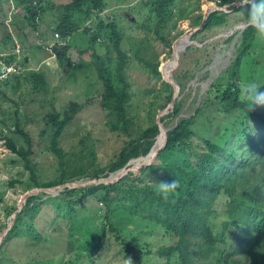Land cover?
I'll use <instances>...</instances> for the list:
<instances>
[{"label": "rangeland", "instance_id": "rangeland-1", "mask_svg": "<svg viewBox=\"0 0 264 264\" xmlns=\"http://www.w3.org/2000/svg\"><path fill=\"white\" fill-rule=\"evenodd\" d=\"M52 1L61 4L69 0ZM105 1L108 7L100 14V18L104 23L114 21L123 31L119 46L126 56L130 57L127 76L128 82L133 86L132 92L130 91L132 111L129 113L131 120L129 131L135 135L148 127L153 121L152 117H157L162 111L158 105L162 103L164 97V95L154 97L144 94V90L148 87L155 85L158 89L162 76L161 74L160 77L154 76L135 58V55L138 54L140 58L161 66L173 58L172 45L178 40L177 44L175 43V52L182 51L179 55L178 68L184 74L190 71L189 76L193 75V77L191 79L189 77L183 83L182 93L180 89L176 95L173 92L174 99H171V104L166 106L167 113L164 115L172 113L174 105H178L180 100H182V109L179 115L166 120L168 125L166 129L174 128L182 119L193 117L190 124L194 134L191 135V151L201 152L203 148L206 151L204 141H210L219 148V152L238 158L243 150L242 145L249 143L245 135L254 134L250 129L252 123L239 111L225 114L216 93L210 94L209 97L207 93L210 85L216 80H221L224 85L225 76L236 58L241 34L245 30L240 27L246 25V21L242 20L237 24L231 22L217 29L209 38L201 39L205 36L202 35L192 40L195 33L189 40L179 38L185 31L193 28L191 22L195 17L203 16L204 10L208 7L210 9L214 6L224 7L227 4L240 3V0H230V3L224 5H219L221 0H174L175 9L171 23L175 25V29L168 36L170 45L168 47L161 42L144 40L137 26L131 25L134 21L141 22L143 13L140 14L139 10H143L142 0ZM3 6L1 4V7ZM6 7L8 9L6 16H3L4 13L0 9V50H4L3 40L8 34L12 35L15 44L18 41L16 34L19 33L24 45L19 44L23 46L21 47L29 57L28 63L24 64L25 71L29 68L37 69L44 64L48 87L45 91L34 92L31 89L32 81H26L22 82L16 91L9 89L0 98V226H7L12 216V213L9 216L8 212L17 208L24 194L36 189L33 187L30 171L25 167L24 161L21 157L12 154L5 144V139H10L16 146L25 149L24 137L14 133L16 124L32 140V154L28 155L27 159L33 166L36 182L49 183L56 180L61 174V167L66 173L64 183L66 186L57 191L31 195L37 199L27 208L29 222L27 217H23L22 225L21 222L19 224L23 226L28 222L26 229H23L20 237L12 238L2 244L4 237L0 243V247L2 244L5 250L2 253L1 264H125L126 259L120 256V246L108 232L109 226H112L118 232L120 239L125 240L128 245L151 242L150 239L154 238V234L147 221L140 218L129 220L120 206L108 210L105 203L99 200L103 191L98 193V198L87 195L86 189L100 183H91L93 179L83 176L102 169L114 161L125 144L133 138L132 135L130 137L128 133L119 130L114 107L102 106L98 98L102 92V85L95 67L90 63L92 49L80 54V51L89 47V38L83 33V29L91 24V21H83L80 17L79 30L66 41L70 45L66 53L76 61V67L73 66V71L68 76L69 73L66 74L59 68L51 48L58 43V38L52 31L57 24L52 14L43 18L38 31H32L28 23L23 20L25 9L20 2L8 0ZM133 7L136 11L131 12L129 9ZM228 9L225 13L232 12ZM94 26L92 24V27ZM168 26L164 29L168 30ZM177 32H182V35L176 38ZM103 42V39L99 40L100 44ZM5 43L8 45L10 42ZM187 43L190 45L186 46ZM100 44L95 46V51L104 56V46ZM192 46H197L202 51L200 53L187 51ZM196 57L200 62H194ZM17 58L22 64L23 52ZM170 76L172 78L171 70ZM238 81L241 89L244 84L255 82L262 87L261 91H264V41L257 37L254 38L250 51L241 57ZM88 100H91V103H88ZM71 102L84 104L85 107L75 115L73 122L58 140V147L63 156V165H61L57 157L48 151L49 137L43 118L52 111L62 113ZM204 103H207V106L200 113L195 114ZM255 109L264 111V107ZM43 131L46 133L42 134ZM185 157L187 161L189 154L185 155L178 149L166 154L165 160L182 163ZM159 164L160 159L157 155L150 166ZM132 167L129 165V168ZM113 175L115 177L116 172ZM161 180L170 181L166 172L152 176L147 183L156 184L155 182ZM72 183L87 185L75 187ZM83 196L84 198L81 199ZM29 197L26 198L21 210L26 206ZM70 202L75 204L71 205ZM223 205V201H217L218 208ZM221 220H224V217L220 212L214 220L216 229ZM37 234L40 235L39 240ZM98 241L102 243L103 248L93 257L87 247L92 249ZM1 252L0 250V256Z\"/></svg>", "mask_w": 264, "mask_h": 264}, {"label": "trees", "instance_id": "trees-1", "mask_svg": "<svg viewBox=\"0 0 264 264\" xmlns=\"http://www.w3.org/2000/svg\"><path fill=\"white\" fill-rule=\"evenodd\" d=\"M16 1L20 2L25 9L23 20L28 23L32 31H38L43 18L52 14L53 19L57 22L52 31L58 38V43L51 48L59 68L66 74L69 73L68 76L71 75L76 61L66 53L70 46L66 41L79 30L80 17L83 21H91V24L86 25L83 29V33L89 38V47L80 51V54L92 49L90 63L95 67L97 77L102 85V92L98 98L102 106L112 105L114 107L119 130L128 133L130 137L132 135L133 138H130L125 144L114 161L83 177L106 178L109 174L123 168L130 159L145 156L159 137L156 139L159 133L156 117H152L153 121L149 123L148 127L137 134L133 135L129 131L131 124L129 113L132 111L130 91L132 92L133 86L128 82L127 76L130 57L126 56L119 46L123 31L114 21L104 23L100 18V14L108 7L106 1L69 0L61 4L52 0ZM230 2V0H221L219 5ZM1 4L4 6L1 7ZM142 4L143 10H139L140 14L143 13L141 22L134 21L131 25L137 26V29L142 32L144 40L161 42L168 47V36L175 29V25L171 23L175 1L142 0ZM6 6H8V0H0L3 16L8 13ZM129 10L133 12L136 11V8L133 7ZM228 10L232 12L214 11L210 13L202 30L197 31L191 39L196 40L202 35L205 36L201 39L209 38L217 29L225 27L231 22L237 24L242 20L246 21L245 9L231 7ZM144 15L146 16L144 17ZM202 17L201 15L195 17L191 26L200 25ZM92 24L95 26L92 27ZM165 26H168V30L164 29ZM31 34L32 32H30ZM181 35L182 32H177L176 38ZM241 37L236 58L225 76L226 80L223 78L224 85L221 80H216L210 85L207 93L208 97L210 94L216 93L225 114L239 111L244 118L252 123L250 129L254 134L245 135V138L249 139V143L242 145L243 150L238 158L219 152V148L210 141H204L206 151L204 148L201 152L191 151V135L194 134L190 129L193 117H190L182 119L174 128L167 131L165 146L158 153L159 165L141 168L139 174L130 171L114 184H99L86 189L87 195L97 198L99 197L98 193L103 191L99 200L105 203L108 210L120 206L123 214L129 220L140 218L151 226L154 234V238L150 239L151 242L135 243L134 245H128L125 240L120 239L118 232L109 226L108 232L121 248L120 256L124 259H131L132 264H264V111H258L255 108L250 111L242 97L238 81L241 57L253 46V40L256 37L255 30L246 27ZM16 38L18 41L16 40L15 44L11 34H8L7 38L3 40L4 50H0V52L9 54L7 62L16 60L15 46L19 43L24 45L19 33L16 34ZM100 39L104 41L102 44L99 43ZM7 41L10 42L8 45L5 43ZM61 41L64 43H60ZM21 44L19 45L23 52V63H20L17 73L0 79V98L9 89L16 91L22 82L26 81H32L31 89L34 92L45 91L48 87V79L43 69L46 68L44 64L37 69L29 68L25 71L24 64L28 63L29 57ZM99 44L104 46V56L95 51V46ZM187 51L200 53L202 49L192 46ZM135 58L154 76L160 77L158 63H150L140 58L138 54L135 55ZM194 62L198 63L200 59L196 57ZM179 63L180 58L171 71L172 78L182 93L183 83L189 77L191 79L193 75L189 76L190 71L186 74L181 73L178 68ZM159 84L158 89L155 85L146 88L144 94L154 97L164 95L162 103L158 105V108L163 110L170 103L174 89L164 81H160ZM214 90L216 91L213 92ZM87 102L91 103V100ZM174 106L172 113L160 118V122L165 128L168 127L167 119L179 115L182 109V100ZM206 106L207 103H204L201 108L196 110L195 114L200 113ZM84 107V104L71 102L62 113L52 111L45 114L43 118L44 127L49 137L48 151L57 157L61 165H63V156L58 147V140L73 122L75 115L81 112ZM15 126L14 133L24 137L25 149L16 146L10 139H5V144L12 154L21 157L24 161L25 167L30 171L33 187L52 188L64 184L66 173L61 167V174L56 180L49 183L36 182L33 166L27 159L28 155L32 154V140L18 124ZM46 131H43L42 134H45ZM162 141L163 137L154 152L161 146ZM178 149L185 155L189 154L187 161L186 157L182 163L165 160L166 154H171ZM151 154L147 158L131 161L130 165L149 161ZM165 172L168 179H177L180 182V188L172 193L167 201L156 194L157 184L147 183V180H151L152 176H159ZM12 185L13 183H11ZM36 199L35 196L27 199L26 206L16 215L2 244L7 240L21 236L20 233L26 229L25 226L29 222L27 208ZM218 200L224 202L223 207L218 208ZM70 204L75 203L70 202ZM15 210L16 208L11 209L8 215L10 216ZM220 212L223 214L224 220L219 222L218 229H216L214 220ZM23 217H27L28 222L21 226ZM20 222L21 227L19 226ZM5 228L6 225L0 226V231ZM39 238L40 235L37 234V239L39 240ZM100 241L94 244L92 249L87 247L93 257L103 248ZM153 241L154 243H152ZM2 244L0 264L3 262L2 253L5 252Z\"/></svg>", "mask_w": 264, "mask_h": 264}, {"label": "water", "instance_id": "water-1", "mask_svg": "<svg viewBox=\"0 0 264 264\" xmlns=\"http://www.w3.org/2000/svg\"><path fill=\"white\" fill-rule=\"evenodd\" d=\"M213 5H215V4L213 3ZM231 7H240V3H231V4H227V5H225L224 7H217V6H214L212 9H210V7H208L207 9L204 10L203 17H202V22L200 23V25H198V26H196V27H193V28H191V29L185 31L181 37H183L184 35H188V36H189L188 38L190 39V36H192V34L196 33L197 31H199V30L204 26L205 21H206V19L208 18V16H209L210 13H212V12H214V11H218V12H226L227 9H228V8H231ZM246 27H248V26H247V25H244L243 27H240V28L243 29V28H246ZM181 37H180V38H181ZM180 38H179V39H180ZM177 41H178V40H177ZM177 41H175V43H176ZM175 43H173V45H172V49H173V58H172L171 60L165 62L163 65H161V66L159 67V71H160V74H161V76H162V81H164V82L170 84V85L173 87V89H174V94L176 95V94L178 93L179 88H178L177 84L173 81V79L171 78V76H170V70H171V68L177 63V61H178V59H179V55H180V53H181L182 51L179 52V53H175V51H174ZM191 43H192V42L190 41V44H191ZM190 44L187 43L186 46H188V45H190ZM184 49H185V48H184ZM184 49H183V51H184ZM166 70H168L169 75H168V73H167ZM173 99H174V98H172V100H173ZM172 100H171V101H172ZM170 104H171V103H170ZM166 111H167V109H163L162 111H160V112L158 113V115H157V117H156V123H157V125H158V129H159V133H158V135L156 136V139H157V137L160 135V132L163 130V131H164V133H163V141H162L161 146H160V147L154 152L153 157L149 160L148 163L138 165L137 167L129 168V165H130L131 161L138 160V159H144V158H147V157L151 154V152H152V150H153V147H154V145H155V143H156V140H155L154 144L152 145V147L150 148L149 152H148L145 156H139V157H137V158L130 159V160L126 163V165H125L123 168H121L120 170L116 171V175H115L114 178L112 177L113 173H111V174H109L106 178L93 179V180L91 181V183H95V182H97V183H100V184H103V183H104V184H114V183L118 182L121 178H123L128 172L131 171V172H133L134 174H137L141 168H145V167H148V166L152 165V161L156 160L159 151L165 146V143H166V139H167V134H166V133H167V131H168L169 129H166V128L162 125V123L160 122V118H161L164 114L167 113ZM102 182H103V183H102ZM72 184H73L75 187H82V186L87 185V184H84V185H83V184H77V183H72ZM65 186H66V185L63 184V185H59V186L52 187V188H36V189H34V190H31V191L25 193L24 196L21 198V200H20V202H19V204H18L16 210L12 213L11 220L8 222L6 228L0 233V243H1L2 239L5 237V235L7 234V232H8V231L10 230V228L12 227V225H13V223H14V219H15V217H16V215L21 211V209H22L24 203L26 202V198H27V197H29V196H31V195H33V194H35V193H38V192L49 193V192H52V191H57L59 188H61V187H65Z\"/></svg>", "mask_w": 264, "mask_h": 264}, {"label": "clouds", "instance_id": "clouds-1", "mask_svg": "<svg viewBox=\"0 0 264 264\" xmlns=\"http://www.w3.org/2000/svg\"><path fill=\"white\" fill-rule=\"evenodd\" d=\"M240 7L246 11V25L255 30L259 40L264 41V0H240ZM261 88L255 82H248L241 89L242 97L250 111L256 107H264V91H261ZM155 183L157 184L156 194L165 201L180 188V182L177 179L161 180ZM125 264H132V260L126 259Z\"/></svg>", "mask_w": 264, "mask_h": 264}, {"label": "built area", "instance_id": "built-area-1", "mask_svg": "<svg viewBox=\"0 0 264 264\" xmlns=\"http://www.w3.org/2000/svg\"><path fill=\"white\" fill-rule=\"evenodd\" d=\"M15 55L21 56L22 50L20 48V45L17 44L15 46ZM9 54L0 53V79L6 78L8 75H11L13 73H17L20 68V61L19 58H16V60H13L11 62H7V57Z\"/></svg>", "mask_w": 264, "mask_h": 264}, {"label": "bare ground", "instance_id": "bare-ground-1", "mask_svg": "<svg viewBox=\"0 0 264 264\" xmlns=\"http://www.w3.org/2000/svg\"><path fill=\"white\" fill-rule=\"evenodd\" d=\"M189 36L188 35H184L183 37H181L182 39L183 38H186V39H188L189 40V38H188ZM180 38V39H181ZM177 44V43H176ZM175 44V45H176ZM174 51H175V46H174ZM175 53H177V52H175ZM179 53V52H178ZM167 71V73H168V75H169V72H168V70H166ZM163 133H164V131L162 130L161 132H160V135H159V137H158V140H157V142L155 143V146H154V148H153V150H152V154H151V158L153 157V154H154V149H155V147L161 142V139H162V137H163ZM150 158V159H151ZM149 161H146V162H143V163H137V164H135V165H133V167H137L138 165H141V164H145V163H148ZM112 177H114V176H112ZM78 184V183H77Z\"/></svg>", "mask_w": 264, "mask_h": 264}]
</instances>
